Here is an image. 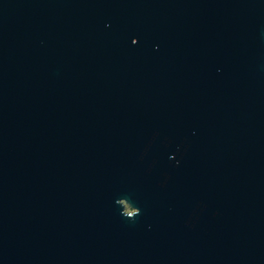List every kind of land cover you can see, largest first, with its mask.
Segmentation results:
<instances>
[{
  "label": "water",
  "instance_id": "95a60500",
  "mask_svg": "<svg viewBox=\"0 0 264 264\" xmlns=\"http://www.w3.org/2000/svg\"><path fill=\"white\" fill-rule=\"evenodd\" d=\"M0 264H264V0H0Z\"/></svg>",
  "mask_w": 264,
  "mask_h": 264
}]
</instances>
